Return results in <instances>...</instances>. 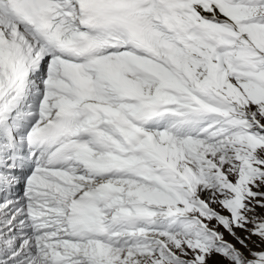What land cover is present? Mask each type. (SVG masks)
Returning <instances> with one entry per match:
<instances>
[{
  "label": "snow or ice",
  "instance_id": "snow-or-ice-1",
  "mask_svg": "<svg viewBox=\"0 0 264 264\" xmlns=\"http://www.w3.org/2000/svg\"><path fill=\"white\" fill-rule=\"evenodd\" d=\"M0 264H264V0H0Z\"/></svg>",
  "mask_w": 264,
  "mask_h": 264
}]
</instances>
